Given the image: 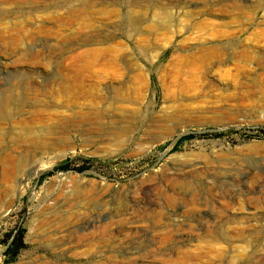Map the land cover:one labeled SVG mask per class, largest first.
<instances>
[{
  "label": "rangeland",
  "instance_id": "1",
  "mask_svg": "<svg viewBox=\"0 0 264 264\" xmlns=\"http://www.w3.org/2000/svg\"><path fill=\"white\" fill-rule=\"evenodd\" d=\"M206 246L264 264V0H0V264Z\"/></svg>",
  "mask_w": 264,
  "mask_h": 264
},
{
  "label": "bare ground",
  "instance_id": "2",
  "mask_svg": "<svg viewBox=\"0 0 264 264\" xmlns=\"http://www.w3.org/2000/svg\"><path fill=\"white\" fill-rule=\"evenodd\" d=\"M126 131H128V129L125 130V131H123V132L126 133ZM217 230L215 231L214 234H211V235L207 234V238H210V241L217 242L219 240H222V241L223 240L224 241H230L231 240V237L232 236H230L229 233H223V232H220V230L219 231H217ZM207 242H209V241L207 240ZM216 248H215V246L214 247H210V248L207 247L206 250L209 249L208 250L209 254H207V255H203V253H197V252L196 253H192V251L191 252L188 251L187 253H184V252L183 253H177L178 254L177 255L178 256V261L177 262H178V264H216L218 260L217 261L216 260L213 261V258H211L212 256L211 257L208 256V255L212 254L211 251H214V250L216 251ZM242 252L243 251H240V255L238 256L239 259H240V261H239L240 264H253V263L256 264V263H258L260 261V259L258 258V256L255 255L254 253L251 254V255H249V254L246 255L245 253H242ZM219 257H220V254H219ZM244 257H246V258H244ZM222 263L224 264V262H222Z\"/></svg>",
  "mask_w": 264,
  "mask_h": 264
},
{
  "label": "trees",
  "instance_id": "3",
  "mask_svg": "<svg viewBox=\"0 0 264 264\" xmlns=\"http://www.w3.org/2000/svg\"><path fill=\"white\" fill-rule=\"evenodd\" d=\"M66 168V165H64V163L63 164H60L59 166H57L56 167V170H62V169H65ZM21 234L19 235V237H18V239H17V241H16V243L18 242L19 243V247L20 248H23L24 247V245H23V243H22V241H21ZM19 247L17 248H15L14 246H12V247H10V249H9V251L10 252H17V250L19 249ZM10 252H8V253H10ZM13 254H15V253H13Z\"/></svg>",
  "mask_w": 264,
  "mask_h": 264
}]
</instances>
